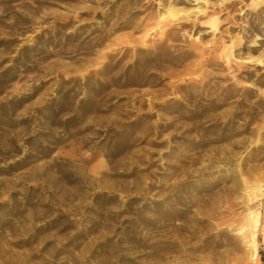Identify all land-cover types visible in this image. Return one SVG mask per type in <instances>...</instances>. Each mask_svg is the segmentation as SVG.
Wrapping results in <instances>:
<instances>
[{"label":"rangeland","instance_id":"1","mask_svg":"<svg viewBox=\"0 0 264 264\" xmlns=\"http://www.w3.org/2000/svg\"><path fill=\"white\" fill-rule=\"evenodd\" d=\"M0 264H264V0H0Z\"/></svg>","mask_w":264,"mask_h":264},{"label":"bare ground","instance_id":"2","mask_svg":"<svg viewBox=\"0 0 264 264\" xmlns=\"http://www.w3.org/2000/svg\"><path fill=\"white\" fill-rule=\"evenodd\" d=\"M243 129L244 128L242 125H240V127L238 128L239 131H242ZM243 143H244V141L241 144H243ZM225 152H226V150L225 151H219L218 153L209 156V158L215 159L217 154H219V153L225 154ZM258 215L259 214H256V216L253 217V221L251 220L249 225L246 227V236L244 235L247 239L248 238L250 239L251 245L254 249V256L256 258H258V244H259L258 231L260 228L259 219L257 218Z\"/></svg>","mask_w":264,"mask_h":264}]
</instances>
